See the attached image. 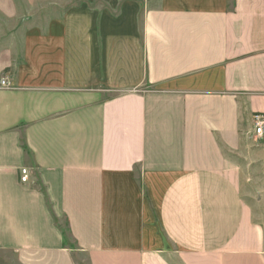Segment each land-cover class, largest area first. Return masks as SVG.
I'll list each match as a JSON object with an SVG mask.
<instances>
[{
    "label": "crops",
    "instance_id": "crops-1",
    "mask_svg": "<svg viewBox=\"0 0 264 264\" xmlns=\"http://www.w3.org/2000/svg\"><path fill=\"white\" fill-rule=\"evenodd\" d=\"M0 14L28 24L0 39V248L23 264H77L73 246L90 264H264V0Z\"/></svg>",
    "mask_w": 264,
    "mask_h": 264
},
{
    "label": "rangeland",
    "instance_id": "rangeland-1",
    "mask_svg": "<svg viewBox=\"0 0 264 264\" xmlns=\"http://www.w3.org/2000/svg\"><path fill=\"white\" fill-rule=\"evenodd\" d=\"M65 2V1H64ZM69 1L68 3L66 2V5L63 3L62 6L60 5H50L47 8H43L41 10H49L52 11L51 13L54 14L55 12H58V14L60 15L61 12H59L60 10H66L70 7L69 5ZM57 7V8H55ZM58 9V11L56 10ZM26 12V11H25ZM44 12H41L40 9L36 10L33 14L39 15V14H43ZM27 14V13H26ZM45 14V13H44ZM3 16H1L0 14V39H6L5 37L7 36V34H10L12 32H17V31H22L24 29H28V24H27V19L26 17L21 18L19 21L16 22H11L8 20H4L2 18ZM34 25V24H29V26ZM37 25V24H36ZM239 162L243 165V172H244V178L245 180H247V182H251L250 179H247L250 177V167H247V161L243 156H239ZM252 170V168H251ZM250 189H252L253 191L257 190V188L254 186L253 183H251L250 185ZM73 249H75V251H77L76 253V261L77 264H90L88 256L85 252H81L76 250L77 247L73 246ZM0 264H23L19 258L17 257V254L15 251L10 250V249H3L0 248Z\"/></svg>",
    "mask_w": 264,
    "mask_h": 264
},
{
    "label": "built area",
    "instance_id": "built-area-1",
    "mask_svg": "<svg viewBox=\"0 0 264 264\" xmlns=\"http://www.w3.org/2000/svg\"><path fill=\"white\" fill-rule=\"evenodd\" d=\"M0 86H8L7 80H1ZM254 128L255 134L262 136L264 133V113L256 112L254 113ZM29 179V169L24 167L21 169V181L27 182Z\"/></svg>",
    "mask_w": 264,
    "mask_h": 264
}]
</instances>
